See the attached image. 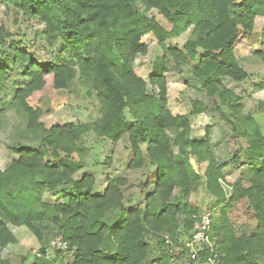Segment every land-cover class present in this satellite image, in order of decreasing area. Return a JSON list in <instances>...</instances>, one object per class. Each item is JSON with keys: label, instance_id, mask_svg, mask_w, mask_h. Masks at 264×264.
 <instances>
[{"label": "trees", "instance_id": "trees-1", "mask_svg": "<svg viewBox=\"0 0 264 264\" xmlns=\"http://www.w3.org/2000/svg\"><path fill=\"white\" fill-rule=\"evenodd\" d=\"M2 1L19 20L38 22L43 28L37 37L49 47L61 42L67 55L41 64L17 43L19 38L26 42V34L0 25V90L16 72L20 85L12 103L27 129L40 127L44 110L30 99L45 90L48 79L57 91L78 83L94 95L99 117L92 123L52 127L37 149L16 150L18 158L0 168V264H12L15 230L21 229L42 243L34 260L24 256L21 264H172L173 258L192 264H212L211 259L214 264H264V134L253 117L264 111V102L246 114L243 98L223 85L224 79H249L236 47L243 35L254 34L256 19L264 17V0ZM188 31L183 50L169 43ZM261 34L264 45V27ZM149 35L163 55L145 81L134 63L149 53ZM255 55L264 60L263 53ZM197 60L192 75L200 90L217 101L223 121L246 140L250 171L229 185L224 172L228 164L217 161L210 128L204 138L192 136L191 116L204 110L196 104L190 116L169 110V64L180 69ZM260 92L264 81L254 88ZM89 134L114 144L126 142L131 153L127 168L141 172L143 181L133 186L119 175L95 193L93 175L77 177L86 167L84 138ZM235 160L241 165L238 156ZM202 188L213 198L204 215L196 200ZM46 193L61 201H45ZM111 208L118 210L113 222L108 220ZM206 215L211 245L195 244L198 256L192 259L186 245ZM241 216L254 222L251 233L238 232ZM54 230L67 248L53 260L38 258Z\"/></svg>", "mask_w": 264, "mask_h": 264}, {"label": "rangeland", "instance_id": "rangeland-1", "mask_svg": "<svg viewBox=\"0 0 264 264\" xmlns=\"http://www.w3.org/2000/svg\"><path fill=\"white\" fill-rule=\"evenodd\" d=\"M168 30L172 27L161 19L156 13L152 14ZM0 25H5L10 31L21 32L27 35L26 42H20L22 38L17 39L21 48L27 49L35 55V58L41 64H45L44 59L66 58L67 55L62 51L63 44L57 42L53 47H49L44 40L37 37L38 32L43 28L38 22H24L9 9L2 0H0ZM264 27V17H258L255 24V32L249 36L243 35L236 47V57L240 66L249 74V79L244 83H237L231 79H224L223 85L234 95L243 98L244 112H256L259 102H264V92L254 93V88L264 81V60L255 55L256 52L264 54V45L262 44L261 31ZM191 31L184 33L179 37L170 40V44L179 50H183L189 39ZM30 42L35 43L34 45ZM145 42L149 44V53L144 57H138L134 63L137 74L149 81L154 74L153 64L157 57L163 54L157 47V41L154 36L145 37ZM197 61H189L188 64L180 69L175 68V63L168 66V102L169 110L175 116L191 115L195 104L201 107L204 112L198 116H191L192 136L201 139L206 136L207 129L210 128V137L212 139V149L217 161L221 164H228L224 170L226 184H232L243 174L248 175L250 163L245 155L244 149L247 147L246 140L240 135H235L232 126L223 121L220 113L217 111L219 104L204 94L200 90L199 83L193 78L192 68L196 66ZM7 65L11 66L9 60ZM18 77L16 72H11L4 88L0 90V102H6L0 107V168L5 169L9 162L18 158L16 150L21 148L37 149L41 144L44 132H47L54 126L65 125L67 123L86 124L96 121L99 117V107L94 95H88L78 83L69 91H57L52 88L51 80L48 79L44 91L35 94L30 99V104L34 107H41L44 114L39 119L40 127L38 130H28L26 120L21 112L13 105L12 100L14 90L20 85L14 78ZM21 78V77H20ZM10 98V99H9ZM222 111L226 110L220 107ZM255 120L260 124L264 134V111L253 114ZM85 155L83 161L85 168L78 172L77 177L90 174L96 178L97 184L95 193L103 192L107 181L119 175H124L129 180V184L137 186L144 176L140 172L128 170L127 163L130 159V152L126 142L117 144L111 141L100 139L93 134L84 138ZM239 157V162L235 157ZM111 160L110 164H106ZM188 163V162H187ZM189 171L193 175V166L188 163ZM198 170V168H197ZM201 177V176H199ZM246 186H249L246 183ZM198 206L202 214H207L213 198L202 188L196 196ZM45 201L56 202L61 198H54L46 193ZM118 213L116 208H111L108 213L109 222H113ZM238 232L240 230L251 233L254 230V222L241 216L239 219ZM55 231V230H54ZM52 232L49 236L51 242L61 239V235ZM18 243L11 246L12 264H21L24 256H28L30 261L34 260L35 253L41 249L42 243L39 242L27 229H21L19 233L15 230ZM18 233V234H17ZM47 236V234H46ZM67 256V255H66ZM192 264L187 258L175 260L172 264Z\"/></svg>", "mask_w": 264, "mask_h": 264}, {"label": "built area", "instance_id": "built-area-1", "mask_svg": "<svg viewBox=\"0 0 264 264\" xmlns=\"http://www.w3.org/2000/svg\"><path fill=\"white\" fill-rule=\"evenodd\" d=\"M210 224L211 220L208 215L204 216L202 218V222L200 226H198L197 231L194 232L192 239L187 243L186 248L189 250V255L191 256L192 259H197V251L195 250L194 246L195 244H207L211 245V240H210ZM52 247L50 245V248L48 250H45V252H39L37 254L38 258H44L46 260H53L55 257V253L60 250H64L67 248V243L61 239H56L51 242ZM212 264L216 263L215 259L210 260ZM58 264V263H57Z\"/></svg>", "mask_w": 264, "mask_h": 264}, {"label": "clouds", "instance_id": "clouds-1", "mask_svg": "<svg viewBox=\"0 0 264 264\" xmlns=\"http://www.w3.org/2000/svg\"><path fill=\"white\" fill-rule=\"evenodd\" d=\"M10 99V98H9ZM6 102H0V107H3V104Z\"/></svg>", "mask_w": 264, "mask_h": 264}]
</instances>
